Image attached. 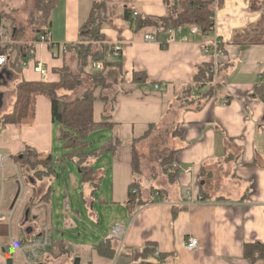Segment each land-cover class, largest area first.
<instances>
[{"label": "crops", "instance_id": "0c3cea01", "mask_svg": "<svg viewBox=\"0 0 264 264\" xmlns=\"http://www.w3.org/2000/svg\"><path fill=\"white\" fill-rule=\"evenodd\" d=\"M27 1L0 0V12L16 11L12 13L16 16ZM94 2L61 0L53 10L48 32L55 48L35 47L36 62L49 69L46 78L36 74L32 64L22 68L18 76L8 65L5 79L58 82L60 77L53 69L65 63L71 68L70 60L76 69L69 48L78 42L79 30ZM188 2L171 0L181 12ZM262 5L264 0H218L212 6L215 31L192 34V27L182 26L175 42L165 48L161 43L169 33L162 42H147L145 36L154 34L135 32L123 22L116 29L105 27L103 46L123 45L124 77L117 87L105 92L109 98H117L115 127L102 132L106 140L99 147L111 138L119 140L121 147L117 155L106 154L96 163L103 175L97 193L71 174L73 178H65L64 188L55 193L57 202L53 203L52 197L29 210L31 200L40 199L49 184H35L23 177L12 158L27 146L35 150L32 161L61 155L59 147L54 148L60 128L52 119L51 102L36 94L29 115L21 123L0 125V155H10L11 165L0 188V213L6 217L0 225L8 231V237L0 236V264H27L20 251L13 257L6 253L11 233L29 241L40 237L46 227L51 229L52 245L56 246L47 253L44 264H252L244 256L245 244H264V98L256 92L259 85L264 87V45L240 47L234 44V37L261 19ZM133 6L147 17L168 19L173 15L165 0H133ZM8 27L10 23L4 29ZM35 40L23 44L28 46ZM216 42L220 43L218 49ZM64 46L68 47L66 54L61 51ZM203 64L222 69L215 83L223 87L197 109V101L192 104L183 94L195 84ZM135 72L145 73L148 82L136 84ZM157 84L162 91L155 89ZM227 95L230 102L224 98ZM105 106L97 102L96 121L101 120ZM161 132L168 137L156 143ZM147 143L151 155L175 151L171 168L176 172L174 182L162 169V154L153 161L146 155ZM154 143H159L155 151ZM134 146L143 155L139 178L143 196L155 201L130 212L126 202L134 181ZM158 190L162 197H158ZM199 198L205 200L199 202ZM191 200L196 202L191 204ZM78 222L83 225L77 226ZM116 225L127 229L123 240L111 238ZM79 228L83 233L77 235ZM189 238L199 240L197 250H187ZM108 243L115 251L111 257L100 249L104 247L108 254Z\"/></svg>", "mask_w": 264, "mask_h": 264}, {"label": "trees", "instance_id": "16d2710c", "mask_svg": "<svg viewBox=\"0 0 264 264\" xmlns=\"http://www.w3.org/2000/svg\"><path fill=\"white\" fill-rule=\"evenodd\" d=\"M61 0H28L34 3L33 12L25 22L17 21L16 17L9 12H0V29L10 23V41L0 49V54L9 58L8 64L0 70V81L8 75L7 66L18 74L22 69V63L28 53L30 42L36 39L37 34L48 31L53 10ZM171 7L173 15L168 19H160L143 16L138 13L133 0H95L88 20L79 30V40L69 48V53H73L76 60V72H73L67 63L62 68H55L53 72L59 75L58 82H45L20 80L16 86V102L13 111L0 118V125H13L23 121L29 115L32 96L42 94L49 98L51 102V115L55 123L60 126L59 142L61 143L62 154L59 157L51 156L45 161H32L31 157L35 150L30 147L12 159L19 165L22 172H28L29 178L35 184L49 181L53 182L57 177V168L61 163H72L81 175L84 185L92 187L93 193H97L102 188L103 175L96 169V163L106 154L117 155L121 142L109 139L101 147L92 149L90 137L99 132L113 130V114L117 98H109L105 95L106 91L117 87L124 77V64L122 58L117 61L107 62L102 72H94L92 64L104 59L108 46L104 47L106 40L103 30L105 27L113 29L119 28V23L123 22L129 29L135 32H150L161 41L165 34L172 29L182 26L197 27L202 33L208 34L215 31V12L212 9L213 3L210 0H189L184 11H178L176 5L172 6L171 0H165ZM120 10L122 13L119 14ZM261 19L235 34L234 44L240 47H251L264 45V5L261 6ZM16 12V11H13ZM12 12V13H13ZM135 14H137L135 16ZM165 48L164 42L161 43ZM222 69H217L214 65L203 64L195 78V84L185 89L184 99L195 104L197 109L202 107L210 97L218 95L223 85H217L215 79ZM133 81L143 85L148 82L145 73L135 72ZM83 93L75 96L79 91ZM257 95L264 98V87H256ZM230 102V97H224ZM105 103V109L101 120L96 121L95 111L97 102ZM150 131L144 137L148 138ZM175 151L170 152L162 160V169L169 176L170 182H174L176 172H171L174 164ZM143 155L136 146L133 147V175L134 181L129 187L128 200L126 207L130 212L136 211L148 204L153 203L154 199H145L142 193V185L139 182L141 176ZM28 178V179H29ZM49 184L44 195L40 199L33 198L28 205L30 210L34 205L50 201L53 197V187ZM158 197H162V191H157ZM205 199L203 198V201ZM0 236L8 237L7 227L0 225ZM56 243H53L50 252ZM101 253L113 256L114 252L110 243L107 245L109 253ZM106 248V247H105ZM244 256L252 264L264 263V244L246 243L244 246Z\"/></svg>", "mask_w": 264, "mask_h": 264}, {"label": "built area", "instance_id": "2783aa9c", "mask_svg": "<svg viewBox=\"0 0 264 264\" xmlns=\"http://www.w3.org/2000/svg\"><path fill=\"white\" fill-rule=\"evenodd\" d=\"M213 4H216L218 0H210ZM137 14H135L136 16ZM182 27L178 29H172L169 32L168 38L165 40L164 44L169 45L175 42L176 33L181 31ZM192 34H198L199 29L197 27L191 28ZM10 38L7 36L6 30L4 28L0 29V49L3 48L8 42ZM145 41L147 42H158L159 40L154 35L148 34L145 36ZM37 45H46L51 50H53L54 44L52 42L51 34L47 31L44 33H38L36 40L30 44V48L28 49V53L25 56V59L22 63V68L27 69L32 66L33 71L40 75L41 77L46 78L49 74V69L42 64L41 62H36V54L35 47ZM220 43L216 42V48H219ZM61 51L66 54L68 52V47H62ZM123 55V45L117 43L114 46L108 47L105 52L104 59L100 61H96L92 64V70L94 72H102L105 69V64L107 62H113L120 60ZM53 56L57 57V54L53 52ZM9 62V58L6 55L0 54V70L4 68ZM155 89L158 91H162L163 88L161 85H155ZM10 155H0V188L3 187L6 180V170L11 166L9 164ZM189 194V193H188ZM199 202H203L202 198L198 199ZM196 201L191 200V204H194ZM12 216V215H11ZM6 222V217L4 214L0 213V223ZM127 233V229L122 225H116L113 229V233L111 238L117 240H123ZM52 232L49 227H46L40 237H35L29 241H25L24 239L17 237L11 233L9 237V242L6 246V253L13 257L16 250L23 253L27 264H44L45 257L52 247ZM199 240L196 238H189L186 244V248L189 251H195L199 248Z\"/></svg>", "mask_w": 264, "mask_h": 264}, {"label": "rangeland", "instance_id": "374dc122", "mask_svg": "<svg viewBox=\"0 0 264 264\" xmlns=\"http://www.w3.org/2000/svg\"><path fill=\"white\" fill-rule=\"evenodd\" d=\"M34 6L35 5H34L33 2H29V4H26L19 11V13H17V15L15 16L17 18L16 20L19 21V22H25L26 20H28L31 12H33ZM120 13H122V10H120L119 14ZM11 14H12V12H11ZM6 33H7L8 36H10L11 27L6 28ZM70 61H71V63H70L71 70L73 72H76L74 63H72V60H70ZM17 76H18V74H17ZM19 78L16 77V78H13L11 80L10 79H1V81H0V118L3 117L5 114H10L13 111V108H14V105H15V102H16V98H17V96H16V86H17L18 82L21 80ZM82 93H83V90L79 91L75 96H73V98H75L76 96L81 95ZM56 125H57V127L60 128V126L58 124H56ZM164 133H166V132H161V135L157 136L156 143L158 141L161 142V141H165L166 140V138L168 136H166ZM103 135L104 134L102 132H99V133H96V134L92 135V137H91L92 149H95V148L99 147L102 144L101 141L106 140V139H104ZM156 143H154L153 146H152L153 151L157 150L156 147H158V145H159V143L158 144H156ZM57 147H59V149H58L59 151L58 152L62 154L61 143L56 138L55 141H54V148H56V150H57ZM146 149L147 150H145V153H146L147 156L150 157V155L152 153L149 152L150 151V146H149L148 143L146 144ZM55 154H56V152H55ZM159 154H162V156H163L162 160L169 155V153L166 154V153H164V151H163V153H161L160 151H155L153 153V155H151L152 157H150L151 160L152 161L155 160L156 159L155 157H157V155H159ZM53 157H57V156H53ZM161 165H162V163H161ZM71 174H74L78 179L79 178L81 179V176H80L79 171L77 170V168L72 163H67V164H65V166L63 165L62 169L61 168H57V177H56V179L53 182H51V183L49 181L44 182V183H50V185L53 187V192H54L53 193V198H54L55 193L58 191V188L59 187L64 188L66 180L68 178L69 179L73 178L72 176H69ZM21 175L23 177L29 178V176H27L29 174L26 171L22 172ZM65 178H66V180H65ZM80 179L78 181H80L79 183H82ZM82 186L89 187V185H84L83 183H82ZM57 200H58L57 198H54L53 203L57 202ZM96 211L98 212V209H96ZM84 216H85V218L87 220L90 219L89 217H86V215H84ZM84 224L87 225V221L84 222ZM92 224L95 225V228L98 227L97 223L95 221H93ZM82 225H83L82 223H79V222L77 223V226H82ZM55 231H56V229H55ZM73 232H75V231H73ZM76 232H77V235L79 233H83L81 228L77 229ZM55 234H56V236H58L57 232ZM0 242H1V240H0Z\"/></svg>", "mask_w": 264, "mask_h": 264}]
</instances>
